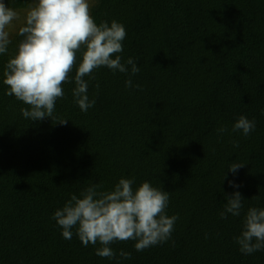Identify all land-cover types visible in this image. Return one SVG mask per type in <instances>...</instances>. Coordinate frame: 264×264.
<instances>
[{"label": "trees", "instance_id": "obj_1", "mask_svg": "<svg viewBox=\"0 0 264 264\" xmlns=\"http://www.w3.org/2000/svg\"><path fill=\"white\" fill-rule=\"evenodd\" d=\"M4 2L19 11L32 0ZM91 13L124 25L121 55L140 72L131 88L106 67L85 77L96 101L86 113L74 82L64 84L54 115L66 125L22 116L27 105L5 94L9 57L0 55V264H117L75 229L63 238L52 216L70 194L111 190L121 177L167 191L166 212L178 219L167 242L143 252L112 244L132 253L119 264H264V251L242 254L234 240L247 209L264 208V0H95ZM240 115L255 121L246 137L232 131ZM233 162L245 163L235 175ZM237 190L241 216L221 219L224 194Z\"/></svg>", "mask_w": 264, "mask_h": 264}, {"label": "clouds", "instance_id": "obj_2", "mask_svg": "<svg viewBox=\"0 0 264 264\" xmlns=\"http://www.w3.org/2000/svg\"><path fill=\"white\" fill-rule=\"evenodd\" d=\"M20 20V13L0 0V55L9 57L2 82L7 86L6 95L27 105L20 109L25 119L50 118L54 124L66 125L68 120L54 113L57 101L65 97L63 85L73 82L74 103L86 113L96 101L87 94L85 77L95 79L93 73L102 67L126 74L125 86L133 87L131 77L138 74L140 68L132 57L123 60L121 55L127 36L124 25L116 20H102L98 24L89 0H32L16 33L21 39L9 53L10 29ZM96 88L99 89L98 83ZM255 126L254 120L240 115L232 131L246 137ZM216 131L223 134L227 128L222 126ZM234 144L239 146L238 142ZM244 166L245 163L233 162L228 170L235 175ZM134 183V178L121 177L111 190H102V185L92 184L79 196L70 194L52 216L63 238L70 240L75 229V235L85 247L91 244L97 256L116 260L117 264L120 260H130L132 253L114 250L111 245L116 242L133 241L136 252L167 242L178 219L166 212L169 193L148 181L135 188ZM229 184L234 189L239 188L234 181L230 180ZM224 195L226 203L219 213L220 218L227 219L229 214L240 217L245 200L240 191ZM234 240L242 254L264 251V208L251 206L247 209L241 232Z\"/></svg>", "mask_w": 264, "mask_h": 264}, {"label": "rangeland", "instance_id": "obj_3", "mask_svg": "<svg viewBox=\"0 0 264 264\" xmlns=\"http://www.w3.org/2000/svg\"><path fill=\"white\" fill-rule=\"evenodd\" d=\"M95 2V0H89V3H90V7L91 5ZM24 10H19L18 12L20 13V16H21V20L20 21H16L14 22V26L11 27L10 29V33H11V36L16 32V30L19 28V26L21 25V23L23 22V15H24Z\"/></svg>", "mask_w": 264, "mask_h": 264}]
</instances>
